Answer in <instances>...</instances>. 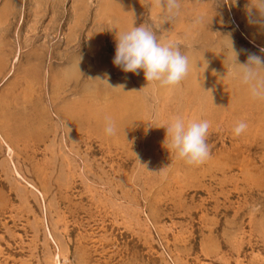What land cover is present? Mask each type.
Here are the masks:
<instances>
[{"label":"rangeland","instance_id":"1","mask_svg":"<svg viewBox=\"0 0 264 264\" xmlns=\"http://www.w3.org/2000/svg\"><path fill=\"white\" fill-rule=\"evenodd\" d=\"M249 3L181 0L155 31L189 72L160 86L112 63L154 0H0V264H264V102L225 47L261 55ZM175 116L210 122L203 164L171 149Z\"/></svg>","mask_w":264,"mask_h":264},{"label":"clouds","instance_id":"2","mask_svg":"<svg viewBox=\"0 0 264 264\" xmlns=\"http://www.w3.org/2000/svg\"><path fill=\"white\" fill-rule=\"evenodd\" d=\"M156 7L161 9L160 15L151 24H140L132 27L116 37L115 55L112 63L123 72L139 74L143 71L147 82H157L160 86L179 85L188 75L189 58L181 51L180 41L174 39L161 40L156 35L164 22H173L181 15V0H154ZM249 23L264 29V0H250L246 6ZM204 23V16L197 15L194 26ZM230 45H225L230 54L228 74L239 84L247 87L250 97L255 101L264 102V48L261 55L246 49L237 51L230 38ZM247 53V59L241 63L239 55ZM166 129V137H170V147L178 158L189 165H200L210 156L207 143L211 124L206 119L185 120L175 116L162 125ZM248 128L246 122H238L233 132L240 136ZM104 131L108 136L117 132L116 123L111 117H105Z\"/></svg>","mask_w":264,"mask_h":264},{"label":"bare ground","instance_id":"3","mask_svg":"<svg viewBox=\"0 0 264 264\" xmlns=\"http://www.w3.org/2000/svg\"><path fill=\"white\" fill-rule=\"evenodd\" d=\"M256 46H259L258 44H256ZM260 47V46H259ZM60 259V255L57 256V262Z\"/></svg>","mask_w":264,"mask_h":264}]
</instances>
